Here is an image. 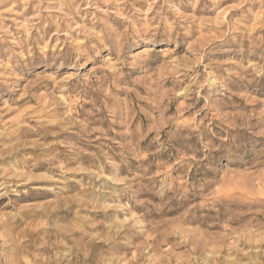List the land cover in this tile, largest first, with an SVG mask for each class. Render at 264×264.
Returning a JSON list of instances; mask_svg holds the SVG:
<instances>
[{
    "label": "clouds",
    "instance_id": "9594fccd",
    "mask_svg": "<svg viewBox=\"0 0 264 264\" xmlns=\"http://www.w3.org/2000/svg\"><path fill=\"white\" fill-rule=\"evenodd\" d=\"M0 264H264V0H0Z\"/></svg>",
    "mask_w": 264,
    "mask_h": 264
},
{
    "label": "rangeland",
    "instance_id": "374dc122",
    "mask_svg": "<svg viewBox=\"0 0 264 264\" xmlns=\"http://www.w3.org/2000/svg\"><path fill=\"white\" fill-rule=\"evenodd\" d=\"M206 35H207V34H206ZM146 103H147V101L142 102L141 106H143V105L146 104Z\"/></svg>",
    "mask_w": 264,
    "mask_h": 264
}]
</instances>
